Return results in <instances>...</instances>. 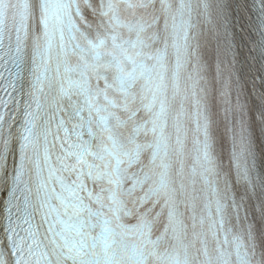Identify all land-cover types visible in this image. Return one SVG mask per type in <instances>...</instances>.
<instances>
[{
	"label": "snow or ice",
	"instance_id": "1",
	"mask_svg": "<svg viewBox=\"0 0 264 264\" xmlns=\"http://www.w3.org/2000/svg\"><path fill=\"white\" fill-rule=\"evenodd\" d=\"M0 264H264V0H0Z\"/></svg>",
	"mask_w": 264,
	"mask_h": 264
}]
</instances>
